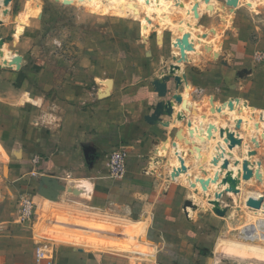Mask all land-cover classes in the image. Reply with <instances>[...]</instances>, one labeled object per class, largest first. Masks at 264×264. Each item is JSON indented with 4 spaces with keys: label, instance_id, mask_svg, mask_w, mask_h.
Listing matches in <instances>:
<instances>
[{
    "label": "crops",
    "instance_id": "0c3cea01",
    "mask_svg": "<svg viewBox=\"0 0 264 264\" xmlns=\"http://www.w3.org/2000/svg\"><path fill=\"white\" fill-rule=\"evenodd\" d=\"M13 1L0 3V264H34L41 242L54 248L56 264H219L215 233L199 230L198 214L188 218L193 209L181 208L177 186L184 178L170 177L172 168L188 167L177 137L189 113L182 119L172 102L186 94L187 82L189 111L199 105V117L210 121L191 137L202 143L232 137L208 111L234 89L230 72L243 67L228 62L187 72L180 65L173 68L182 74H174L143 26L131 47L126 31L109 39L101 28L96 45L74 54L62 42L51 51L29 50L44 14L27 1L15 13ZM177 75L184 77L180 85ZM118 150L127 166L114 177L108 157ZM221 153L212 157L217 169ZM247 196L246 203L263 198ZM25 200L34 206L31 220L22 216ZM248 204L264 215V207ZM239 244L264 257V246Z\"/></svg>",
    "mask_w": 264,
    "mask_h": 264
},
{
    "label": "rangeland",
    "instance_id": "374dc122",
    "mask_svg": "<svg viewBox=\"0 0 264 264\" xmlns=\"http://www.w3.org/2000/svg\"><path fill=\"white\" fill-rule=\"evenodd\" d=\"M25 1L44 14L40 38L28 43L29 50L41 47L51 51L62 42L69 54H74L75 48L96 45L101 28H108L109 39L116 30L126 31L125 46H130L133 33L136 35L143 26L160 55H167V64L173 63L174 74H182V69H174L180 65L187 72L193 68L227 67L228 62L235 69L243 67L238 74L230 72L236 81L234 89L224 91L222 98L211 102L208 111L214 119L211 123L219 122L220 129L229 125L232 137L196 141L190 133H200L201 125H207L209 119L206 114L199 117V105L193 107L196 112L189 111L187 82L186 94L176 95L172 102L176 113L182 111V119L189 113L187 127L177 137V145L185 147L179 145L188 167L172 168L170 177L175 181L184 178L177 186L181 208L190 204L193 209L188 218L198 214L195 219L199 230L215 233L219 264H264L263 256L239 244L264 246V215L250 211L246 204L247 193L264 196V0H14V12ZM104 14L114 19L100 21ZM115 16L122 17L124 23H117ZM177 77L180 85L184 77ZM231 96L234 98H228ZM220 141L226 142L229 150L222 151ZM217 151L222 152L218 169L212 163ZM172 153L170 160L178 161ZM247 224L257 230L258 238H240L239 232Z\"/></svg>",
    "mask_w": 264,
    "mask_h": 264
},
{
    "label": "built area",
    "instance_id": "2783aa9c",
    "mask_svg": "<svg viewBox=\"0 0 264 264\" xmlns=\"http://www.w3.org/2000/svg\"><path fill=\"white\" fill-rule=\"evenodd\" d=\"M127 166V154L124 150L112 152L108 157V171L111 176L121 177L124 175ZM23 219L31 220L34 215V206L30 201L25 200L21 205ZM253 228L244 226L239 236L241 239L252 236ZM34 264H56L54 248L46 243H39L34 251Z\"/></svg>",
    "mask_w": 264,
    "mask_h": 264
},
{
    "label": "bare ground",
    "instance_id": "6f19581e",
    "mask_svg": "<svg viewBox=\"0 0 264 264\" xmlns=\"http://www.w3.org/2000/svg\"><path fill=\"white\" fill-rule=\"evenodd\" d=\"M247 203H249L248 204V206H249V208L250 209H252L251 207H253V209L254 210H260V209H262L263 207H264V196H263V198L261 199V201L260 200H255V199H249V200H247ZM246 203V204H247ZM252 209V210H253ZM249 224H247V226H248ZM260 225H261V223H260ZM262 226V225H261ZM252 227V226H251ZM253 228V227H252ZM262 228L264 229V225L262 226ZM252 236L251 237H249V238H247V239H254V238H258V235H257V230L256 229H254L253 228V230H252ZM262 235V237H261V239L262 238H264V236H263V234H261Z\"/></svg>",
    "mask_w": 264,
    "mask_h": 264
},
{
    "label": "water",
    "instance_id": "95a60500",
    "mask_svg": "<svg viewBox=\"0 0 264 264\" xmlns=\"http://www.w3.org/2000/svg\"><path fill=\"white\" fill-rule=\"evenodd\" d=\"M165 1H169V0H165ZM66 4V3H65Z\"/></svg>",
    "mask_w": 264,
    "mask_h": 264
}]
</instances>
